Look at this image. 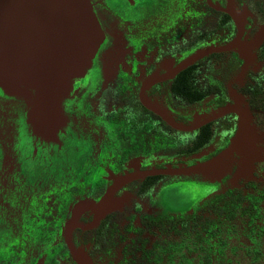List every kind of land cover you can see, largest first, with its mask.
<instances>
[{
	"label": "flooded vegetation",
	"instance_id": "flooded-vegetation-1",
	"mask_svg": "<svg viewBox=\"0 0 264 264\" xmlns=\"http://www.w3.org/2000/svg\"><path fill=\"white\" fill-rule=\"evenodd\" d=\"M89 1L103 41L52 139L0 89V264H235L238 251L256 262L264 109L246 89L264 81V0ZM232 94L259 136L255 159L191 173L234 138L235 114L209 119ZM105 196L107 213L79 208Z\"/></svg>",
	"mask_w": 264,
	"mask_h": 264
},
{
	"label": "water",
	"instance_id": "water-1",
	"mask_svg": "<svg viewBox=\"0 0 264 264\" xmlns=\"http://www.w3.org/2000/svg\"><path fill=\"white\" fill-rule=\"evenodd\" d=\"M102 41L89 0H0V89L24 104L33 135L52 139L62 127L63 102L70 97L73 84L90 71ZM235 46L234 41L198 49L178 69ZM231 98L232 103L209 119L235 114L239 121L234 138L219 156L191 169V173L223 175L234 153L241 156L244 165L255 159L259 136L250 126L247 104L240 95L232 94ZM108 197L98 203L83 202L79 208L107 213L111 209Z\"/></svg>",
	"mask_w": 264,
	"mask_h": 264
},
{
	"label": "rangeland",
	"instance_id": "rangeland-1",
	"mask_svg": "<svg viewBox=\"0 0 264 264\" xmlns=\"http://www.w3.org/2000/svg\"><path fill=\"white\" fill-rule=\"evenodd\" d=\"M264 122V121H263ZM250 126H252V125H250ZM254 127V126H253ZM255 128V127H254ZM255 148H256V146H255ZM257 150V149H256ZM212 174L213 173H211V174H209L208 175V177L207 178H209L210 176H212ZM264 225V204H263V210H262V213H261V219L259 220V221H257L254 225H253V227H252V230H254L255 232L256 231H258V233H259V230L261 229V227L260 226H263ZM245 233L243 232L241 235L243 236L242 238L243 239H245L244 237H246V235H244ZM242 244H247V243H245L244 242V240H242V241H240V242H238L237 241V245H239L240 246V248H241V246H242ZM263 247H262V249H256V252H258L260 255H259V257L256 259L257 261L256 262H252V261H249L247 258H246V254L244 253V252H242V251H238V253H241V254H243L244 256H245V258H240V257H238L237 259H236V263L235 264H264V243H263V245H262ZM239 250V249H238ZM255 260V259H254Z\"/></svg>",
	"mask_w": 264,
	"mask_h": 264
},
{
	"label": "trees",
	"instance_id": "trees-1",
	"mask_svg": "<svg viewBox=\"0 0 264 264\" xmlns=\"http://www.w3.org/2000/svg\"><path fill=\"white\" fill-rule=\"evenodd\" d=\"M246 93L250 95L252 106L264 109V81L252 80L246 89Z\"/></svg>",
	"mask_w": 264,
	"mask_h": 264
}]
</instances>
